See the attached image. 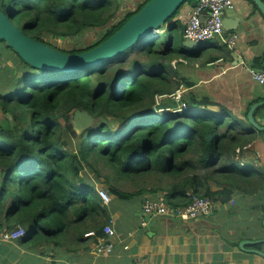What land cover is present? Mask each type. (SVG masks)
<instances>
[{
	"label": "trees",
	"instance_id": "1",
	"mask_svg": "<svg viewBox=\"0 0 264 264\" xmlns=\"http://www.w3.org/2000/svg\"><path fill=\"white\" fill-rule=\"evenodd\" d=\"M123 1L0 0V10L42 42L44 32L71 39L92 30L95 39L86 48H58L80 52L107 39L148 0L134 9ZM248 1L258 10L253 0ZM183 27L179 20L160 26L156 31H165V36L152 35L142 43L130 70L122 68L125 60L110 70L115 64L110 59L70 71L37 69L0 40V233L20 224L26 229L23 241L31 245L19 241L33 248L70 250L84 241L99 242L106 237L103 228L111 219V204H103L96 182L105 181L113 197L129 200L144 189L125 191L118 186L121 180L155 178L157 184L148 190L155 195L164 190L162 181L167 179L168 199L174 205L189 201L188 186L194 194L217 202L194 160L197 157L204 167L218 162L223 122L208 111L215 103L186 91L181 112H156L154 107L156 94L171 93L177 86L162 91L169 84L159 59L198 56L196 50L182 47ZM143 53L148 55L146 62L140 60ZM169 100L163 99L162 106L176 105ZM76 109L93 117L82 131L73 124ZM120 120L124 125L114 129ZM208 147L211 158H204ZM101 168H108L110 176ZM259 189L264 190V184ZM102 217L105 221L96 224ZM253 247L262 249L261 243Z\"/></svg>",
	"mask_w": 264,
	"mask_h": 264
},
{
	"label": "crops",
	"instance_id": "2",
	"mask_svg": "<svg viewBox=\"0 0 264 264\" xmlns=\"http://www.w3.org/2000/svg\"><path fill=\"white\" fill-rule=\"evenodd\" d=\"M141 1L124 0L123 3L134 9ZM234 2L235 7L222 14L223 36L191 48L198 56L187 58L189 61L181 68L177 84H184L187 94L195 95L198 100L215 103L208 105V111L223 122L218 132L222 135L218 162L204 167L194 158L201 181L215 193L218 205L209 214L195 219L146 218L141 212V202L154 196L148 190L157 181L152 177L121 180L118 186L125 191L144 190L129 200L115 197L111 200L113 248L103 253L97 251L96 244H90L87 249L89 240L75 249V246L70 250L58 247L53 249L56 264H264L263 256L239 246L242 240L264 238V190L259 189L264 184V129L256 128L248 119L250 109L257 104L254 120L264 126V86L251 79L247 69L252 66L264 71V15L248 0ZM191 7V1L184 3L172 21L181 22ZM233 34L237 38L230 46L226 39ZM203 162L208 163L207 159ZM234 162L252 166L248 175L233 172ZM221 167H224L222 172L214 171ZM206 174L210 176L208 180L203 177ZM236 178L239 183L234 182ZM103 182L100 185L106 186ZM124 185L130 187L125 189ZM162 185L164 190H158L155 195L167 196L170 181L164 179ZM187 189V194L193 193L190 186ZM17 240L0 238V264H18L21 256H29L27 261L35 262V250ZM256 243H261L264 251V242ZM256 243L244 246L255 248Z\"/></svg>",
	"mask_w": 264,
	"mask_h": 264
},
{
	"label": "water",
	"instance_id": "3",
	"mask_svg": "<svg viewBox=\"0 0 264 264\" xmlns=\"http://www.w3.org/2000/svg\"><path fill=\"white\" fill-rule=\"evenodd\" d=\"M186 1L148 0L107 39L88 50L80 52H65L31 37L11 21V16L0 10V40H3L21 59L34 68L52 71H70L102 63L124 52L144 36L154 33L160 26H168L171 23L172 16L176 14L180 6ZM253 2L264 15V1L253 0ZM195 3V0H191L192 6ZM184 46L190 49L194 46V43L190 40H185ZM254 106H257V104H254L250 109L248 119L256 128L262 130L264 126L258 125L254 120ZM73 118V124L76 129H80L81 127L79 126L88 125L93 120L92 115L80 109L74 111ZM143 215L146 218L150 217V215ZM256 242H264V238L242 240L239 246L244 251L253 252L264 257V251L244 246L245 244Z\"/></svg>",
	"mask_w": 264,
	"mask_h": 264
},
{
	"label": "built area",
	"instance_id": "4",
	"mask_svg": "<svg viewBox=\"0 0 264 264\" xmlns=\"http://www.w3.org/2000/svg\"><path fill=\"white\" fill-rule=\"evenodd\" d=\"M195 5L191 7L185 18L181 19L183 23V35L185 40H190L195 44L201 41L222 37L224 34L222 14L226 9L235 7L234 0H195ZM237 38V34L229 36L226 41L232 46ZM194 46H192L193 48ZM191 49V48H190ZM248 73L254 81L264 86V71L256 67L249 66ZM186 87L179 84L169 94L155 95V111L180 112L186 107L182 100ZM171 98L176 105L173 107L162 106L163 98ZM97 193L103 201L108 204L112 200V195L107 189L97 187ZM218 202H213L209 197L199 196L194 193L190 194V199L186 204L174 205L164 193L154 196H148L143 199L141 212L150 216H168L182 220L195 219L202 215L209 214ZM145 223L144 221L142 222ZM106 234L105 238L100 239L96 244L98 252H108L113 248V238L115 236L114 220L111 218L103 228ZM26 229L24 226L17 224L15 227L5 229L0 233V238L4 241H14L24 236Z\"/></svg>",
	"mask_w": 264,
	"mask_h": 264
},
{
	"label": "rangeland",
	"instance_id": "5",
	"mask_svg": "<svg viewBox=\"0 0 264 264\" xmlns=\"http://www.w3.org/2000/svg\"><path fill=\"white\" fill-rule=\"evenodd\" d=\"M189 1H191V0H188V2ZM172 19H171V23L173 22ZM165 27H166V25H165ZM98 29H99V31L102 30L101 28H98ZM152 35H157V36H160V37H164L165 36V31H156V32H154L152 34H148L147 36H144L142 39L137 41L134 45H132L130 48H128L124 52H121V53L117 54L116 56L110 58V62L115 63V64L111 65L109 67V69L112 70L114 67H117L119 64L116 63V62L121 61V60H125V65L122 68L124 70H130L132 68V59L136 57V55L138 53V50H140L138 48L141 46L142 43L146 44L147 41H148V38L150 36H152ZM70 38L71 39L65 38V37L64 38L55 37L54 35H52L50 33H45V32L42 34V39L45 42L52 44L53 46L57 47V49L59 48V49H66V50H71V49H74V48H82V49L86 48V46L88 44H91L92 41L95 39V35L93 34L92 30H89V31L85 32L83 34V36H80V37L71 36ZM213 40L209 41L208 43L213 42ZM184 41H185V39H183V41H181L180 43H181L183 48L188 49V48H186L184 46ZM205 41H207V40H205ZM205 41L198 42L194 46H196L198 48ZM208 43H206V44H208ZM206 44H204V45H206ZM147 59H148V55L146 53H143V54L140 55V60L141 61L146 62ZM159 61H160L161 65H162V70L164 71L165 75L168 78V84H169L168 90H162V91L163 92H171L175 88V86L178 84V81H180V79H181V77H180L181 75L179 74L181 68H184L189 60L181 59L180 57L179 58L172 57L171 59H166V58L159 59ZM185 75H186V73H185ZM165 94H169V93H165ZM165 98H167V97H165ZM165 98H163V99H165ZM163 99L161 100L162 102H163ZM170 100H172V99L170 98ZM154 107H155V100H154ZM28 119H29V117H28ZM124 122H125V120H120L119 122H117L114 125V129L121 128L124 125ZM91 124L92 123H89L88 125H85L83 127L79 126L81 128L80 129L78 128V129H79V131H82L85 128L91 126ZM73 145H75V144L74 143L71 144V146H73ZM210 149L211 148L208 147V149L205 150L204 158H207V157L211 158ZM251 167L252 166H250L249 164L242 165L239 162H234V164H232V166H231V169H232L233 172L240 173V172H247L248 170L251 169ZM101 173L102 174H108L109 176L111 174L108 168L107 169L101 168ZM90 175H91V177H93V173L92 172H90ZM97 179L102 181L103 178L102 177H97ZM234 182L235 183H239L240 181L238 180V178H236V180L234 179ZM95 185H96V189H97V187H102V186L105 189H107V187L105 185H100V183H98V182H96ZM129 187L130 186H128V185H124L125 189H127ZM253 187L255 189H257L256 186H253ZM166 193H167V197H168V195L171 193V189L166 190ZM112 199H113V195H112ZM105 219H106V217H102L101 220L97 219L96 220V224L100 223L101 221H105ZM235 225H236V223H235ZM22 238L23 237H21V240L23 241ZM17 241L20 242L19 239ZM97 243H98V240L95 243H93L92 241H89L88 245H87V249L89 248L90 244H97ZM23 244L31 245V243L27 242V241H23ZM26 245H24V246H26ZM24 246H23V248H25ZM26 247H30V246H26ZM30 248L34 249L35 252L37 253V256H33V258L36 259V260H34L35 262L33 264H43L42 260H45L47 262H51L52 261L54 264H56L53 261V256L54 255H52L54 253V251H53V249H51L50 245H44V246H42L40 248H33V247H30ZM82 248H83V244H82V247H80V250ZM40 250H42V252ZM27 259H30V257L29 256H21L20 259H19L18 264H32V263H30V261L28 262ZM46 264H48V263H46Z\"/></svg>",
	"mask_w": 264,
	"mask_h": 264
},
{
	"label": "clouds",
	"instance_id": "6",
	"mask_svg": "<svg viewBox=\"0 0 264 264\" xmlns=\"http://www.w3.org/2000/svg\"><path fill=\"white\" fill-rule=\"evenodd\" d=\"M182 110H183V109H182ZM182 110H181V111H182ZM181 111H180V112H181ZM20 238H21V237H20ZM20 238H19V239H20Z\"/></svg>",
	"mask_w": 264,
	"mask_h": 264
}]
</instances>
